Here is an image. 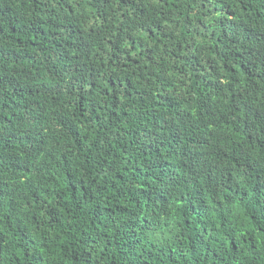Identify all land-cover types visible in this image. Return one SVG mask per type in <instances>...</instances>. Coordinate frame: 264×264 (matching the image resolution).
I'll return each instance as SVG.
<instances>
[{
	"label": "trees",
	"instance_id": "obj_1",
	"mask_svg": "<svg viewBox=\"0 0 264 264\" xmlns=\"http://www.w3.org/2000/svg\"><path fill=\"white\" fill-rule=\"evenodd\" d=\"M0 264H264V0H0Z\"/></svg>",
	"mask_w": 264,
	"mask_h": 264
}]
</instances>
